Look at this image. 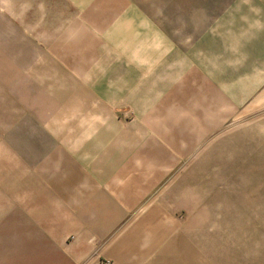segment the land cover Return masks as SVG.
Listing matches in <instances>:
<instances>
[{
  "label": "rangeland",
  "instance_id": "rangeland-1",
  "mask_svg": "<svg viewBox=\"0 0 264 264\" xmlns=\"http://www.w3.org/2000/svg\"><path fill=\"white\" fill-rule=\"evenodd\" d=\"M0 264H264V0H0Z\"/></svg>",
  "mask_w": 264,
  "mask_h": 264
},
{
  "label": "crops",
  "instance_id": "crops-1",
  "mask_svg": "<svg viewBox=\"0 0 264 264\" xmlns=\"http://www.w3.org/2000/svg\"><path fill=\"white\" fill-rule=\"evenodd\" d=\"M115 180H116L115 183H118V177H117V176L113 178V181H115ZM104 184H105V183H104ZM73 189H74V186H72V190H71V192H70L71 194H74V190H73ZM84 193H87V192L84 191ZM84 239H86V237H84Z\"/></svg>",
  "mask_w": 264,
  "mask_h": 264
}]
</instances>
